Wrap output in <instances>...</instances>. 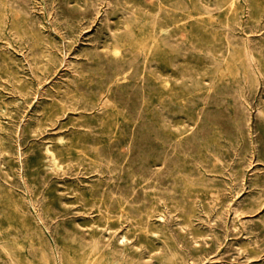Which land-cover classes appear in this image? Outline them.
I'll return each instance as SVG.
<instances>
[{"label": "rangeland", "instance_id": "374dc122", "mask_svg": "<svg viewBox=\"0 0 264 264\" xmlns=\"http://www.w3.org/2000/svg\"><path fill=\"white\" fill-rule=\"evenodd\" d=\"M191 1L0 0V264H264V0Z\"/></svg>", "mask_w": 264, "mask_h": 264}, {"label": "bare ground", "instance_id": "6f19581e", "mask_svg": "<svg viewBox=\"0 0 264 264\" xmlns=\"http://www.w3.org/2000/svg\"><path fill=\"white\" fill-rule=\"evenodd\" d=\"M41 1V0H40ZM191 1V0H190ZM194 1V0H193ZM230 1H232V0H230ZM247 1V0H246ZM252 1V0H251ZM250 1V2H251ZM98 2V1H97ZM125 2V1H124ZM192 2V1H191ZM203 2H204V0H203ZM209 2H210V0H209ZM5 3V2H4ZM223 3V2H222ZM241 3V2H240ZM259 3V2H258ZM261 3V2H260ZM20 4V3H19ZM55 4H57V3H55ZM70 4V3H69ZM160 4V3H159ZM158 4V5H159ZM249 4H251V3H249ZM264 4V3H263ZM5 5V4H4ZM102 5V4H101ZM194 5V4H193ZM193 5L191 6V7H193ZM208 5H210V4H208ZM229 5H231V4H229ZM241 5H243V4H241ZM39 6V5H38ZM227 6V5H226ZM16 7V6H15ZM36 7V6H35ZM161 7V6H160ZM167 7V6H166ZM221 7H223V6H221ZM250 8V7H249ZM259 8V7H258ZM164 9V8H163ZM254 9V8H253ZM260 9H261V7H260ZM38 10V9H37ZM54 10V9H53ZM172 10V9H171ZM196 10V9H195ZM5 11V10H4ZM7 11V10H6ZM10 11H11V9H10ZM34 11V10H33ZM156 11V10H155ZM177 10H175V12H176ZM189 11H192V10H189ZM243 11V10H242ZM248 11V10H247ZM256 11H258L257 9H256ZM255 11V12H256ZM104 12V11H103ZM221 12V11H220ZM36 13V12H35ZM40 13V12H39ZM185 13V12H184ZM187 13V12H186ZM194 13V12H193ZM236 13V12H235ZM241 13V12H240ZM259 13V12H258ZM16 14V13H15ZM146 14V13H145ZM204 14V13H203ZM251 14V13H250ZM206 15V14H205ZM210 15V14H209ZM233 15V14H232ZM252 15V14H251ZM34 16V15H33ZM38 16V15H37ZM43 16H44V14H43ZM50 16V15H49ZM188 16V15H187ZM223 16H224V14H223ZM235 16H237V15H235ZM254 16V15H253ZM19 17V16H18ZM22 17V16H21ZM137 17V16H136ZM230 17V16H229ZM110 18H112V17H110ZM120 18V17H119ZM225 18V17H224ZM45 19V18H44ZM52 19V18H51ZM142 19H144V18H142ZM255 19V18H254ZM257 19V18H256ZM261 19V18H260ZM19 20H21V19H19ZM27 20V19H26ZM195 20V19H194ZM215 20V19H214ZM224 21H225V19H223ZM222 20V21H223ZM228 20V19H227ZM231 20H232V18H231ZM242 20V19H241ZM253 20V19H252ZM259 20V19H258ZM257 20V21H258ZM263 20V19H262ZM48 21V20H47ZM114 21V20H113ZM136 21V20H135ZM149 21V20H148ZM182 21V20H181ZM186 21V20H185ZM200 22H201V20H199ZM218 21H219V19H218ZM230 21V20H229ZM250 21V20H249ZM14 22V21H13ZM17 22V21H16ZM93 22V21H92ZM137 22V21H136ZM139 22V21H138ZM199 22V23H200ZM262 22V21H261ZM99 23V22H98ZM134 23V22H133ZM174 23V22H173ZM172 23V24H173ZM185 23V22H184ZM183 23V24H184ZM214 23V22H213ZM231 23V22H230ZM249 23V22H248ZM0 24H1V21H0ZM130 24V23H129ZM177 24V23H176ZM181 24V23H180ZM210 24V23H209ZM214 24H216V23H214ZM242 24V23H241ZM17 25V24H16ZM127 25V24H126ZM135 25V24H134ZM246 25V24H245ZM96 26H98V25H96ZM130 26V25H129ZM141 26V25H140ZM146 26H147V24H146ZM174 26V25H173ZM181 26V25H180ZM195 26V25H194ZM201 26V25H200ZM203 26H205V25H203ZM214 26V25H213ZM58 27V26H57ZM136 27V26H135ZM184 27V26H183ZM197 27V26H196ZM237 27H239V26H237ZM248 27V26H247ZM18 28V27H17ZM128 28V27H127ZM138 28V27H137ZM145 28V27H144ZM148 28V27H147ZM154 28V27H153ZM198 28V27H197ZM200 28V27H199ZM198 28V29H199ZM214 28H216V26L214 27ZM41 29V28H40ZM149 29V28H148ZM158 29V28H157ZM168 29H170V28H168ZM192 27H191V31H192ZM202 29V28H201ZM200 29V30H201ZM210 29V28H209ZM241 29V28H240ZM18 30V29H17ZM89 30V29H88ZM178 30H180V29H178ZM199 30V31H200ZM206 30V29H205ZM207 30H208V28H207ZM228 30V29H227ZM30 31V30H29ZM42 31V30H41ZM150 31V30H149ZM190 31V30H189ZM190 31V32H191ZM198 31V30H197ZM198 31V32H199ZM31 32V31H30ZM33 32V31H32ZM46 32V31H45ZM135 32V31H134ZM159 32V31H158ZM162 32V31H161ZM196 32V31H195ZM232 32V31H231ZM49 33V32H48ZM185 33V32H184ZM232 33H234V32H232ZM243 33V32H242ZM257 33V32H256ZM61 34V33H60ZM136 34V33H135ZM154 34V33H153ZM186 34V33H185ZM213 34V33H212ZM241 34V33H240ZM251 34V33H250ZM84 35V34H83ZM152 35V34H151ZM198 35V34H197ZM205 35V34H204ZM221 35V34H220ZM239 35V34H238ZM253 35V34H252ZM56 36V35H55ZM190 36V35H189ZM188 36V37H189ZM246 36V35H245ZM249 36V35H248ZM4 37V36H3ZM187 37V36H186ZM201 37H202V35H201ZM204 37V36H203ZM218 37V36H217ZM216 37V38H217ZM62 38V37H61ZM103 38V37H102ZM158 38V37H157ZM184 38H185V36H184ZM33 39V38H32ZM38 39V38H37ZM136 39H137V37H136ZM198 39V38H197ZM201 39V38H200ZM223 39V38H222ZM60 40V39H59ZM77 40V39H76ZM130 40H132V39H130ZM192 41H193V38L191 39ZM61 41H63V40H61ZM66 41V40H65ZM105 41V40H104ZM107 41V40H106ZM191 41V42H192ZM196 41V40H195ZM198 41L200 42V40L198 39ZM248 41V40H247ZM1 42H2V40H1ZM80 42V41H79ZM140 42V41H139ZM150 42V41H149ZM148 42V43H149ZM124 43V42H123ZM194 43V42H193ZM201 43V42H200ZM221 43V42H220ZM12 44V43H11ZM126 44V43H125ZM191 44V43H190ZM206 44V43H205ZM16 45V44H15ZM35 45H36V43H35ZM70 45V44H69ZM90 45V44H89ZM123 45V44H122ZM128 45V44H127ZM126 45V46H127ZM143 45V44H142ZM141 45V46H142ZM147 45V44H146ZM197 45V44H196ZM198 45H199V43H198ZM208 45V44H207ZM206 45V46H207ZM38 46V45H37ZM80 46V45H79ZM108 46V45H107ZM169 46V45H168ZM82 47V46H81ZM80 47V48H81ZM89 47V46H88ZM106 47V46H105ZM120 47V46H119ZM123 47V46H122ZM146 47V46H145ZM144 47V48H145ZM149 47V46H148ZM187 47V46H186ZM41 48V47H40ZM50 48V47H49ZM64 48V47H63ZM66 48V47H65ZM102 48V47H101ZM108 48V47H107ZM107 48H104L105 50L107 49ZM133 49H134V46L132 47ZM139 48V47H138ZM150 48V47H149ZM169 48V47H168ZM200 48H203V47H200ZM219 48V47H218ZM1 49V48H0ZM55 49V48H54ZM92 49V48H91ZM104 49H102V50H104ZM155 49V48H154ZM33 50V49H32ZM101 50V49H100ZM135 50H137V49H135ZM173 50H174V48H173ZM191 50V49H190ZM198 50H200V49H198ZM237 50V49H236ZM235 50V51H236ZM246 50H247V48H246ZM151 51H153V50H151ZM186 51V50H185ZM195 51V50H194ZM17 52V51H16ZM16 52H14L15 54H16ZM23 52V51H22ZM47 52V51H46ZM69 52V51H68ZM72 52V51H71ZM77 52V51H76ZM158 52V51H157ZM157 52H156V54H157ZM187 52V51H186ZM237 52V51H236ZM6 53V52H5ZM115 53V52H114ZM121 53V52H120ZM139 53V52H138ZM151 53H154V52H151ZM161 53V52H160ZM18 54V53H17ZM175 54H176V52H175ZM205 54V53H204ZM244 54H246V53H244ZM4 55H6V54H4ZM144 55V54H143ZM151 55V54H150ZM153 56L155 55V54H152ZM162 56L164 55V54H161ZM169 55V54H168ZM167 55V56H168ZM171 55V54H170ZM9 55H7V57H8ZM24 56V55H23ZM62 56V55H61ZM119 56V55H118ZM145 56V55H144ZM172 56V55H171ZM180 56V55H179ZM195 56V55H194ZM248 56V55H247ZM28 57V56H27ZM40 57V56H39ZM67 57V56H66ZM117 57V56H116ZM146 57V56H145ZM177 57H178V55H177ZM25 58V57H24ZM72 58V57H71ZM141 58V57H140ZM160 58V57H159ZM168 58V57H167ZM173 58H174V56H173ZM188 58V57H187ZM193 58H195V57H193ZM239 58V57H238ZM240 58H241V56H240ZM246 58H248V57H246ZM245 58V59H246ZM253 58V57H252ZM79 59V58H78ZM154 59V58H153ZM166 59V58H165ZM175 59H176V57H175ZM179 60H180V57L178 58ZM200 59H201V57H200ZM216 59V58H215ZM236 59V58H235ZM7 60V59H6ZM5 60V61H6ZM26 60H28V59H26ZM138 60V59H137ZM147 60V59H146ZM184 60V59H183ZM227 60V59H226ZM234 60V59H233ZM233 60H231V61H233ZM83 61V60H82ZM158 61V60H157ZM164 61V60H163ZM170 61V60H169ZM188 61V60H187ZM219 61V60H218ZM225 61V60H224ZM229 61V60H228ZM260 61V60H259ZM161 62V61H160ZM185 62V61H184ZM234 62V61H233ZM252 62V61H251ZM23 63V62H22ZM162 63V62H161ZM164 63V62H163ZM168 63V62H167ZM170 63H172V61H170L169 62V64ZM237 63V62H236ZM239 63H240V61H239ZM160 64V63H159ZM173 64V63H172ZM190 64V63H189ZM31 65V64H30ZM29 65V66H30ZM73 65V64H72ZM163 65V64H162ZM165 65V64H164ZM192 65H197V63L196 64H192ZM200 65V64H199ZM225 65V64H224ZM12 66V65H11ZM19 66V65H18ZM133 66V65H132ZM160 66V65H159ZM189 66V65H188ZM201 66V65H200ZM227 66H228V64H227ZM9 67V66H8ZM190 67H192V66H190ZM234 67V66H233ZM4 68H6V67H4ZM13 68V67H12ZM141 68V67H140ZM161 68H164V67H161ZM181 68V67H180ZM185 68V67H184ZM225 68V67H224ZM236 68V67H235ZM240 68V67H239ZM255 68V67H254ZM254 68H252V69H254ZM262 68H263V65H262ZM14 69V68H13ZM60 69V68H59ZM166 69H167V66H166ZM165 69V70H166ZM206 69V68H205ZM226 69H227V67H226ZM40 70V69H39ZM58 70V69H57ZM187 70V69H186ZM189 70V69H188ZM245 70V69H244ZM262 69L260 68V71H261ZM16 71V70H15ZM159 71V70H158ZM164 71V70H163ZM236 71V70H235ZM1 72V71H0ZM26 72V71H25ZM32 72V71H31ZM157 72V71H156ZM181 72V71H180ZM183 72V71H182ZM186 72V71H185ZM199 72V71H198ZM231 72H232V70H231ZM263 72V71H262ZM261 72V73H262ZM227 73V72H226ZM236 73H239V72H236ZM245 74L247 73V72H244ZM13 74V73H12ZM17 74V73H16ZM19 74V73H18ZM59 74V73H58ZM152 74V73H151ZM195 74V73H194ZM212 74V73H211ZM219 74V73H218ZM225 74V73H224ZM24 75V74H23ZM75 75V74H74ZM220 75V74H219ZM13 76V75H12ZM38 76H39V74H38ZM73 76V75H72ZM76 76V75H75ZM86 76V75H85ZM88 76V75H87ZM152 76V75H151ZM156 76V75H155ZM167 76V75H166ZM170 76V75H169ZM168 76V77H169ZM235 76V75H234ZM2 77V76H1ZM17 77H18V75H17ZM35 77V76H34ZM33 77V78H34ZM37 77V76H36ZM35 77V78H36ZM158 77V76H157ZM175 77H176V75H175ZM196 77V76H195ZM238 77V76H237ZM5 78V77H4ZM121 78V77H120ZM188 78V77H187ZM232 78H234L233 77V74H232ZM18 79V78H17ZM22 79V78H21ZM52 79V78H51ZM79 79H80V77H79ZM152 79V78H151ZM169 79V78H168ZM173 79V78H172ZM241 79V78H240ZM259 79V78H258ZM16 80V79H15ZM18 80H20V79H18ZM87 80V79H86ZM125 80V79H124ZM157 80V79H156ZM180 80V79H179ZM205 80V79H204ZM226 80V79H225ZM30 81V80H29ZM45 81V80H44ZM51 81V80H50ZM151 81V80H150ZM177 81V80H176ZM216 81V80H215ZM229 81V80H228ZM58 82V81H57ZM87 82V81H86ZM85 82V83H86ZM116 82V81H115ZM136 82V81H135ZM232 82V81H231ZM246 82V81H245ZM7 83V82H6ZM49 83V82H48ZM139 83V82H138ZM215 83V82H214ZM220 83V82H219ZM219 83H218V85H219ZM8 84V83H7ZM20 84V83H19ZM157 84V83H156ZM228 84V83H227ZM231 84V83H230ZM250 84V83H249ZM15 85V84H14ZM113 85V84H112ZM256 85V84H255ZM10 86V85H9ZM170 86V85H169ZM175 86V85H174ZM193 86H194V84H193ZM27 87H29V86H27ZM61 87V86H60ZM89 87V86H88ZM10 88V87H9ZM25 88V87H24ZM63 88V87H62ZM158 88V87H157ZM162 88V87H161ZM176 88V87H175ZM178 88V87H177ZM210 88V87H209ZM212 88V87H211ZM229 88V87H228ZM7 89V88H6ZM6 89H4V90H6ZM17 89V88H16ZM27 89V88H26ZM162 89H164V88H162ZM200 89V88H199ZM205 89V88H204ZM261 89V88H260ZM25 90V89H24ZM68 90V89H67ZM129 90V89H128ZM242 90V89H241ZM3 91V90H2ZM27 91V90H26ZM153 91V90H152ZM56 92H58V90L56 91ZM195 92V91H194ZM196 92H198V91H196ZM201 92H203V91H201ZM205 92V91H204ZM44 93V92H43ZM52 93V92H51ZM179 93V92H178ZM187 93V92H186ZM190 93V92H189ZM193 93V92H192ZM200 93V92H199ZM209 93V92H208ZM9 94V93H8ZM18 94H20V93H18ZM21 94H23V93H21ZM70 94V93H69ZM149 94V93H148ZM156 94V93H155ZM155 94H153V95H155ZM170 94V93H169ZM7 95V94H6ZM157 95V94H156ZM173 95V94H172ZM177 95V94H176ZM16 96V95H15ZM72 96H74V95H72ZM186 96V95H185ZM256 96V95H255ZM11 97V96H10ZM40 97V96H39ZM67 97V96H66ZM149 97V96H148ZM189 97V96H188ZM263 97H264V95H263ZM8 98H9V96H8ZM42 98V97H41ZM74 98V97H73ZM95 98V97H94ZM154 98H155V96H154ZM167 98V97H166ZM228 98V97H227ZM262 98V97H261ZM4 99V98H3ZM2 99V100H3ZM13 99V98H12ZM26 99V98H25ZM36 99V98H35ZM69 99V98H68ZM75 99V98H74ZM78 99V98H77ZM92 99H93V97H92ZM102 99V98H101ZM144 99V98H143ZM190 99V98H189ZM264 99V98H263ZM9 100V99H8ZM14 100V99H13ZM30 100V99H29ZM38 100V99H37ZM44 100V99H43ZM148 100V99H147ZM186 100V99H185ZM188 100V99H187ZM10 101V100H9ZM53 101V100H52ZM72 101V100H71ZM94 101H95V99H94ZM156 101V100H155ZM1 102L2 101H0V104H1ZM15 102V101H14ZM33 102V101H32ZM38 102V101H37ZM43 102H45V101H43ZM47 102V101H46ZM162 102V101H161ZM160 102V103H161ZM180 102V101H179ZM39 103V102H38ZM95 103V102H94ZM144 103V102H143ZM148 103V102H147ZM151 103V102H150ZM227 103V102H226ZM57 104V103H56ZM101 104V103H100ZM155 104V103H154ZM168 104V103H167ZM174 105H175V103H173ZM176 104H178L177 102H176ZM182 104H183V102H182ZM247 104V103H246ZM31 105H32V103H31ZM145 105V104H144ZM161 105H163V104H161ZM166 105V104H165ZM169 105V104H168ZM225 105V104H224ZM6 106V105H5ZM45 106V105H44ZM51 106V105H50ZM63 106V105H62ZM65 106V105H64ZM71 106V105H70ZM181 106V105H180ZM184 106V105H183ZM250 106V105H249ZM1 107V106H0ZM4 107V106H3ZM7 107H8V105H7ZM11 107V106H10ZM213 107V106H212ZM32 108H34V107H32ZM47 108H49V107H47ZM52 108V107H51ZM62 108V107H61ZM60 108V109H61ZM64 108V107H63ZM62 108V109H63ZM97 108V107H96ZM109 108V107H108ZM197 108V107H196ZM204 108V107H203ZM209 108H211V107H209ZM214 108V107H213ZM257 108H259V107H257ZM1 109V108H0ZM35 109V108H34ZM37 109V108H36ZM39 109V108H38ZM155 109H156V107H155ZM8 110V109H7ZM42 110V109H41ZM45 110V109H44ZM43 110V111H44ZM198 110V109H197ZM233 110V109H232ZM263 110V109H262ZM261 110V111H262ZM10 111V110H9ZM170 111V110H169ZM188 111V110H187ZM230 111V110H229ZM257 111H258V109H257ZM26 112V111H25ZM47 112V111H46ZM50 112V111H49ZM48 112V113H49ZM78 112V111H77ZM81 112V111H80ZM110 112V111H109ZM117 112V111H116ZM147 112V111H146ZM175 112V111H174ZM5 113V112H4ZM11 113H12V111H11ZM89 113V112H88ZM148 113H149V111H148ZM157 113V112H156ZM185 113V112H184ZM188 113V112H187ZM47 114V113H46ZM64 114V113H63ZM78 114V113H77ZM108 114V113H107ZM263 114V113H262ZM8 115V114H7ZM45 115V114H44ZM71 115V114H70ZM69 115V116H70ZM178 115V114H177ZM176 115V116H177ZM186 115V114H185ZM190 115V114H189ZM194 115V114H193ZM12 116V115H11ZM51 116V115H50ZM53 116V115H52ZM66 116H67V114H66ZM99 116V115H98ZM126 116V115H125ZM195 116V115H194ZM10 117V116H9ZM15 117V116H14ZM37 117V116H36ZM48 117V116H47ZM100 117V116H99ZM151 117V116H150ZM181 117H183V116H181ZM201 117V116H200ZM8 118V117H7ZM25 118V117H24ZM126 118V117H125ZM178 118V117H177ZM192 118H193V116H192ZM23 119V118H22ZM29 119V118H28ZM40 119H41V117H40ZM128 119V118H127ZM171 119H173V118H171ZM233 119V118H232ZM250 119V118H249ZM72 120V119H71ZM93 120V119H92ZM108 120V119H107ZM113 120H114V117H113ZM112 120V121H113ZM179 120V119H178ZM7 121V120H6ZM58 121H60V120H58ZM65 121V120H64ZM96 121V120H95ZM129 123H130V121L129 120H127ZM176 121V120H175ZM175 121L173 122V123H175ZM238 121V120H237ZM240 121V120H239ZM250 121V120H249ZM23 122V121H22ZM62 122V121H61ZM68 122H70V121H68ZM114 122H116V121H114ZM122 122H123V120H122ZM7 123V122H6ZM32 123V122H31ZM93 123V122H92ZM119 123V122H118ZM125 123V122H124ZM128 123V124H129ZM190 123V122H189ZM247 123H248V121H247ZM3 124V123H2ZM5 124V123H4ZM21 124V123H20ZM95 124V123H94ZM131 124V123H130ZM172 124V123H171ZM6 125V124H5ZM117 125V124H116ZM132 125V124H131ZM173 125V124H172ZM186 125V124H185ZM65 126V125H64ZM157 126V125H156ZM174 126V125H173ZM213 126H215V125H213ZM18 127H20V126H18ZM26 127V126H25ZM56 127V126H55ZM62 127V126H61ZM121 127V126H120ZM124 127V126H123ZM177 127V126H176ZM264 127V126H263ZM71 128V127H70ZM76 128V127H75ZM105 128V127H104ZM125 128V127H124ZM170 128V127H169ZM175 128V127H174ZM6 129V128H5ZM25 129H27V128H25ZM50 129V128H49ZM52 129V128H51ZM54 129V128H53ZM65 129V128H64ZM114 129H116V128H114ZM193 129V128H192ZM47 130V129H46ZM97 130V129H96ZM105 130H108V129H105ZM260 130V129H259ZM4 131V130H3ZM6 131V130H5ZM54 131V130H53ZM78 131V130H77ZM102 131V130H101ZM219 131H221L220 129H219ZM240 130H238V132H239ZM2 132V131H1ZM104 132V131H103ZM108 132V131H107ZM116 132V131H115ZM169 132V131H168ZM214 132H215V130H214ZM250 132V131H249ZM105 133H106V131H105ZM220 133V132H219ZM55 134V133H54ZM57 134V133H56ZM168 134V133H167ZM188 134V133H187ZM217 134V133H216ZM222 134V133H221ZM256 134V133H255ZM19 135V134H18ZM64 135V134H63ZM114 135V134H113ZM116 135H118V134H116ZM119 135H120V133H119ZM183 135V134H182ZM186 135V134H185ZM2 136V135H1ZM45 136V135H44ZM62 136V135H61ZM76 136V135H75ZM82 136V135H81ZM86 136V135H85ZM99 136V135H98ZM177 136V135H176ZM213 136V135H212ZM219 136H221V135H219ZM5 137V136H4ZM47 137V136H46ZM70 137V136H69ZM77 137V136H76ZM127 137V136H126ZM125 137V138H126ZM78 138V137H77ZM80 138V137H79ZM89 138H90V136H89ZM103 138V137H102ZM107 138V137H106ZM227 139H228V137H226ZM235 138V137H234ZM238 138V137H237ZM240 138V137H239ZM32 139V138H31ZM30 139V140H31ZM53 139V138H52ZM72 139V138H71ZM81 139V138H80ZM180 139V138H179ZM208 139V138H207ZM223 139H224V137H223ZM222 139V140H223ZM48 140V139H47ZM85 140H87V139H85ZM91 140V139H90ZM105 140V139H104ZM115 140H116V138H115ZM125 140V139H124ZM206 140V139H205ZM4 141V140H3ZM14 141V140H13ZM72 141V140H71ZM70 141V142H71ZM79 141V140H78ZM88 141V140H87ZM100 141H101V137H100ZM112 141V140H111ZM228 141V140H227ZM230 141V140H229ZM52 142V141H51ZM57 142V141H56ZM76 142V141H75ZM106 142H108V141H106ZM20 143H21V141H20ZM67 143V142H66ZM84 143V142H83ZM201 143H202V141H201ZM220 144H221V142H219ZM222 143H224V142H222ZM227 143V142H226ZM263 143V142H262ZM49 144V143H48ZM53 144V143H52ZM99 144V143H98ZM105 144H107V143H105ZM121 144V143H120ZM205 144V143H204ZM203 144V145H204ZM235 144V143H234ZM238 144V143H237ZM74 145V144H73ZM122 145V144H121ZM202 145V146H203ZM207 145V144H206ZM222 145V144H221ZM256 145H258L257 143L256 144H254V146H256ZM55 146V145H54ZM65 146V145H64ZM75 146H76V144H75ZM99 146V145H98ZM102 146V145H101ZM226 146L227 145H225V148H226ZM32 147H33V144H32ZM49 147H53L52 145L51 146H49ZM85 147V146H84ZM201 147V146H200ZM220 147V146H219ZM17 148V147H16ZM25 148V147H24ZM27 148V147H26ZM53 148H55V147H53ZM97 148V147H96ZM95 147H94V149H96ZM158 148H161V147H157V149ZM223 148H224V146H223ZM235 148V147H234ZM3 149V148H2ZM1 149V150H2ZM28 149V148H27ZM48 149V148H47ZM199 149V148H198ZM205 149V148H204ZM245 149H246V147H245ZM255 149V148H254ZM258 149V148H257ZM24 150H26V149H24ZM52 149H50L49 151H51ZM56 150V149H55ZM54 150V151H55ZM58 150V149H57ZM60 150H61V148H60ZM70 150V149H69ZM84 150V149H83ZM88 150V149H87ZM86 150V151H87ZM200 150H202V149H200ZM207 150V149H206ZM215 150V149H214ZM59 151V150H58ZM57 151V152H58ZM216 151V150H215ZM68 152V151H67ZM96 152V151H95ZM174 152V151H173ZM204 152V151H203ZM222 152V151H221ZM4 153V152H3ZM18 153V152H17ZM40 153V152H39ZM46 153V152H45ZM197 152H195V154H196ZM211 153H213V152H211ZM218 153V152H217ZM238 153V152H237ZM257 153H259V152H257ZM6 154V153H5ZM47 154V153H46ZM57 154V153H56ZM55 154V155H56ZM60 154H62V153H60ZM79 154H81V152L79 153ZM186 154V153H185ZM253 154V153H252ZM2 155V154H1ZM76 155V154H75ZM173 155V154H172ZM182 155V154H181ZM194 155V154H193ZM212 155V154H211ZM258 155V154H257ZM260 155V154H259ZM32 156H35V155H32ZM37 156V155H36ZM48 156V155H47ZM50 156V155H49ZM58 156H59V153H58ZM58 156H57V158H58ZM111 156V155H110ZM188 156V155H187ZM215 156H218V155H215ZM235 156H237V155H235ZM234 156V157H235ZM245 156V155H244ZM256 156V155H255ZM18 157V156H17ZM23 157V156H22ZM21 157V158H22ZM25 157V156H24ZM42 157V156H41ZM40 157V158H41ZM260 157V156H259ZM100 158H102V157H100ZM123 158H125V157H123ZM181 158V157H180ZM187 158V157H186ZM189 158V157H188ZM193 158V157H192ZM199 158V157H198ZM210 158H212V157H210ZM228 158V157H227ZM232 158V157H231ZM253 158V157H252ZM256 158V157H255ZM258 158V157H257ZM256 158V159H257ZM12 159V158H11ZM70 159V158H69ZM72 159V158H71ZM75 159V158H74ZM86 159V158H85ZM110 159V158H109ZM218 159V158H217ZM249 159V158H248ZM263 159V158H262ZM28 160H30V159H28ZM39 160V159H38ZM57 160V159H56ZM62 160V159H61ZM97 160V159H96ZM126 160V159H125ZM152 160V159H151ZM184 160V159H183ZM196 160V159H195ZM228 160V159H227ZM240 160V159H239ZM238 160V161H239ZM242 160V159H241ZM264 160V159H263ZM12 161V160H11ZM15 161V160H14ZM27 161V160H26ZM66 161H67V159H66ZM70 161V160H69ZM99 160H97V162H98ZM180 161V160H179ZM187 161V160H186ZM201 161V160H200ZM217 161V160H216ZM232 161V160H231ZM255 161V160H254ZM259 161H261V160H259ZM16 162V161H15ZM46 162V161H45ZM59 162H60V160H59ZM87 162V161H86ZM109 162V161H108ZM152 162V161H151ZM154 162V161H153ZM156 162V161H155ZM228 162H230V161H228ZM227 162V163H228ZM250 162V161H249ZM11 163V162H10ZM32 163V162H31ZM44 163V162H43ZM48 163V162H47ZM61 163V162H60ZM112 163V162H111ZM126 163H128L127 161H126ZM192 163V162H191ZM199 163V162H198ZM207 163V162H206ZM222 163V162H221ZM232 163V162H231ZM246 163V162H245ZM12 164V163H11ZM92 164V163H91ZM97 164V163H96ZM203 164V163H202ZM233 164V163H232ZM1 165V164H0ZM33 165H34V163H33ZM40 165V164H39ZM64 165V164H63ZM90 165V164H89ZM117 165V164H116ZM148 165H149V163H148ZM200 165V164H199ZM217 165V164H216ZM226 165V164H225ZM247 165V164H246ZM20 166V165H19ZM32 166V165H31ZM67 166V165H66ZM96 166V165H95ZM123 166V165H122ZM135 166V165H134ZM150 166V165H149ZM176 166V165H175ZM183 166V165H182ZM189 166V165H188ZM191 166V165H190ZM201 166V165H200ZM227 166H228V164H227ZM7 167V166H6ZM16 167V166H15ZM15 167H14V169H15ZM41 167V166H40ZM82 167V166H81ZM120 167V166H119ZM130 167V166H129ZM155 167V166H154ZM177 167V166H176ZM175 167V168H176ZM179 167V166H178ZM214 167H216V166H214ZM262 167V166H261ZM3 168V167H2ZM20 168V167H19ZM30 168V167H29ZM86 168H87V165H86ZM96 167H94V169H95ZM99 168H100V166H99ZM116 168V170H117V167H115ZM133 168V167H132ZM155 168H157V167H155ZM159 168V167H158ZM182 168H184V167H182ZM217 168V167H216ZM227 168V167H226ZM239 168V167H238ZM242 168V167H241ZM259 167H257V169H258ZM46 169V168H45ZM109 169V168H108ZM125 169V168H124ZM123 169V170H124ZM160 169V168H159ZM177 169V168H176ZM204 169V168H203ZM205 169H208L207 167L205 168ZM219 169V168H218ZM228 169V168H227ZM246 169V168H245ZM261 169H263L264 170V168H261ZM260 169V170H261ZM28 170V169H27ZM34 170H35V168H34ZM38 170V169H37ZM44 170V169H43ZM51 170V169H50ZM91 170V169H90ZM97 170H99V169H97ZM138 170H140V169H138ZM158 170V169H157ZM156 170V171H157ZM179 170V169H178ZM191 170H192V168H191ZM190 170V171H191ZM195 170V169H194ZM213 170V169H212ZM221 170V169H220ZM234 170V169H233ZM237 170V169H236ZM25 172H26V170H24ZM45 171V170H44ZM56 171V170H55ZM59 171V170H58ZM87 171V170H86ZM89 171V170H88ZM92 171V170H91ZM94 171V170H93ZM92 171V172H93ZM114 171V170H113ZM121 171V170H120ZM173 171V170H172ZM172 171H170V172H172ZM181 171V170H180ZM186 171V170H185ZM199 171V170H198ZM206 171V170H205ZM223 171V170H222ZM230 171V170H229ZM232 171V170H231ZM235 171V170H234ZM245 171V170H244ZM5 172V171H4ZM8 172V171H7ZM17 172V171H16ZM32 172V171H31ZM52 172H54V171H52ZM100 172V171H99ZM124 172V171H123ZM139 172H141V171H139ZM200 172V171H199ZM207 172V171H206ZM252 172V171H251ZM255 172V171H254ZM19 173V172H18ZM34 173V172H33ZM36 173H38V172H36ZM35 173V174H36ZM40 173V172H39ZM42 173V172H41ZM44 173V172H43ZM95 173V172H94ZM98 173V172H97ZM107 173V172H106ZM113 173V172H112ZM111 173V174H112ZM133 173V172H132ZM156 173V172H155ZM159 173H161V172H159ZM166 173V172H165ZM169 173V172H168ZM190 173V172H189ZM233 173V172H232ZM236 173V172H235ZM14 174H16V173H14ZM34 174V175H35ZM48 174V173H47ZM93 174V173H92ZM116 174V173H115ZM125 174V173H124ZM137 174V173H136ZM172 174V173H171ZM187 174V173H186ZM238 174H239V171H238ZM262 174V173H261ZM260 174V175H261ZM31 175H32V173H31ZM52 175V174H51ZM101 175V174H100ZM106 175V174H105ZM109 175V174H108ZM135 175V174H134ZM194 175V174H193ZM232 175H234V174H232ZM236 175V174H235ZM242 175H243V173H242ZM245 175V174H244ZM38 176V175H37ZM76 176V175H75ZM187 176V175H186ZM189 176V175H188ZM201 176V175H200ZM259 176V175H258ZM69 177V176H68ZM100 177V176H99ZM116 177V176H115ZM170 177V176H169ZM214 177V176H213ZM240 177V176H239ZM253 177V176H252ZM27 178V177H26ZM35 178V177H34ZM98 178V177H97ZM103 178V177H102ZM119 178H120V176H119ZM141 178H142V176H141ZM147 178V177H146ZM159 178V177H158ZM168 178V177H167ZM167 178H166V180H167ZM186 178V177H185ZM193 178V177H192ZM196 178V177H195ZM204 178V177H203ZM209 178V177H208ZM212 178V177H211ZM244 178V177H243ZM22 180H24V178H22ZM53 180H54V178H53ZM120 180H121V178H120ZM124 180H125V177H124ZM139 180H140V178H139ZM183 180H184V175H183ZM258 180H259V178H258ZM261 180H262V177H261ZM1 181V180H0ZM28 181V180H27ZM56 181V180H55ZM79 181V180H78ZM86 181V180H85ZM99 181V180H98ZM170 181H172V180H170ZM176 181V180H175ZM205 181V180H204ZM234 181V180H233ZM49 182V181H48ZM87 182V181H86ZM95 182V181H94ZM100 182H102V181H100ZM110 182V181H109ZM126 181H124L123 183H125ZM128 182H129V180H128ZM127 182V183H128ZM142 182V181H141ZM151 182V181H150ZM160 182V181H159ZM188 182H190L189 180H188ZM216 182V181H215ZM255 182V181H254ZM5 183V182H4ZM31 182H29V184H30ZM54 183V182H53ZM95 183H97V182H95ZM94 183V184H95ZM99 183V182H98ZM97 183V184H98ZM119 183H122V182H119ZM122 183V184H123ZM130 183V182H129ZM166 183H168V182H166ZM94 184H92V185H94ZM118 184V183H117ZM142 184V183H141ZM151 184V183H150ZM158 184V183H157ZM175 184H176V182H175ZM174 184V185H175ZM188 184V183H187ZM192 184V183H191ZM225 184V183H224ZM256 184V183H255ZM262 184V183H261ZM27 184H25V186H26ZM31 185V184H30ZM38 185V184H37ZM55 185V184H54ZM160 185H162V184H160ZM186 185V184H185ZM196 185V184H195ZM249 185V184H248ZM247 185V186H248ZM1 186V185H0ZM32 186V185H31ZM34 186V185H33ZM79 186V185H78ZM99 186V185H98ZM102 186V185H101ZM112 186V185H111ZM121 186V185H120ZM123 186V185H122ZM145 186V185H144ZM156 186V185H155ZM158 186V185H157ZM178 186V185H177ZM188 186V185H187ZM196 186H198V185H196ZM227 186V185H226ZM259 186V185H258ZM59 187V186H58ZM96 187V186H95ZM149 187V186H148ZM152 187V186H151ZM168 187V186H167ZM170 187V186H169ZM190 187V186H189ZM200 187H202V186H200ZM217 187V186H216ZM249 187V186H248ZM253 187V186H252ZM27 188V187H26ZM26 188H25V190H26ZM34 188V187H33ZM36 188V187H35ZM38 188H39V186H38ZM76 188H77V186H76ZM92 188V187H91ZM112 188H113V186H112ZM126 188V187H125ZM136 188V187H135ZM178 188V187H177ZM210 188V187H209ZM219 188V187H218ZM237 188H239V187H237ZM4 189V188H3ZM59 189V188H58ZM66 189V188H65ZM73 189V188H72ZM75 189V188H74ZM87 188H85L84 190H86ZM131 189V188H130ZM129 189V190H130ZM148 189V188H147ZM161 189V188H160ZM167 189V188H166ZM165 189V190H166ZM190 189V188H189ZM201 189V188H200ZM205 189H206V187H205ZM212 189V188H211ZM249 189V188H248ZM261 189V188H260ZM259 189V190H260ZM1 190V189H0ZM20 190V189H19ZM34 190V189H33ZM39 190V189H38ZM46 190V189H45ZM79 190V189H78ZM83 190V189H82ZM88 190H89V188H88ZM105 190V189H104ZM110 190V189H109ZM126 190V189H125ZM138 190V189H137ZM146 190V189H145ZM153 190H154V188H153ZM159 190V189H158ZM165 190H164V193H165ZM186 190V189H185ZM209 190V189H208ZM224 190V189H223ZM244 190V189H243ZM17 191V190H16ZM21 191V190H20ZM30 191H32V190H30ZM56 191V190H55ZM73 191V190H72ZM80 191V190H79ZM91 191H93L92 189H91ZM131 191V190H130ZM135 191V190H134ZM152 191V190H151ZM213 191V190H212ZM249 191V190H248ZM255 191H256V189H255ZM2 192H3V190H2ZM7 192V191H6ZM10 192V191H9ZM23 192V191H22ZM28 192V191H27ZM34 193H36L35 191H33ZM38 192V191H37ZM57 192V191H56ZM150 192V191H149ZM170 192V191H169ZM221 192H223V191H221ZM227 192V191H226ZM236 192V191H235ZM15 193V192H14ZM13 193V194H14ZM39 193V192H38ZM49 193V192H48ZM71 193V192H70ZM78 193V192H77ZM81 193V192H80ZM83 193V192H82ZM91 193V192H90ZM135 193V192H134ZM148 193V192H147ZM151 193V192H150ZM155 193V192H154ZM167 193V192H166ZM260 193V192H259ZM21 194V193H20ZM57 194V193H56ZM55 194V195H56ZM61 194V193H60ZM66 194V193H65ZM115 194V193H114ZM141 194V193H140ZM159 194H160V191H159ZM162 194H163V192H162ZM169 194V193H168ZM186 194V193H185ZM210 194V193H209ZM10 195V194H9ZM43 195V194H42ZM144 196H145V194H143ZM158 195V194H157ZM171 195V194H170ZM183 197L185 196L184 194H181ZM241 195V194H240ZM248 195V194H247ZM253 195V194H252ZM164 196V195H163ZM162 196V197H163ZM189 196V195H188ZM239 196V195H238ZM26 197V196H25ZM29 197V196H28ZM40 197V196H39ZM64 197H65V195H64ZM80 197V196H79ZM92 197V196H91ZM110 197V196H109ZM133 197V196H132ZM157 197V196H156ZM161 197V198H162ZM171 197V196H170ZM196 197V196H195ZM253 197V196H252ZM46 198V197H45ZM58 198V197H57ZM95 198V197H94ZM98 198V197H97ZM116 198V197H115ZM130 198V197H129ZM143 198V197H142ZM147 198V197H146ZM219 198V197H218ZM226 198V197H225ZM231 198H233V199H236V197L234 198V197H231ZM3 199V198H2ZM58 199H60V198H58ZM71 199V198H70ZM112 199V198H111ZM110 199V200H111ZM123 199V198H122ZM131 199V198H130ZM149 199H151L150 197H149ZM159 199V198H158ZM163 199V198H162ZM165 199V198H164ZM167 199V198H166ZM165 199V200H166ZM169 199V198H168ZM195 199V198H194ZM205 199H207V198H205ZM212 199V198H211ZM27 200V199H26ZM30 200V199H29ZM37 200V199H36ZM47 200V199H46ZM68 200V199H67ZM83 200V199H82ZM145 200H147V202H148V199H145ZM180 200V199H179ZM183 200V199H182ZM182 200H181V202H182ZM199 200V199H198ZM218 200H220V199H218ZM246 200V199H245ZM18 201V200H17ZM43 201V200H42ZM58 201V200H57ZM80 201V200H79ZM125 201V200H124ZM138 201V200H137ZM142 201V200H141ZM144 201V200H143ZM150 201V200H149ZM190 201V200H189ZM197 201V200H196ZM201 201H203V200H201ZM222 201V200H221ZM40 202V201H39ZM38 202V203H39ZM85 202V201H84ZM112 202V201H111ZM125 202H127V200L125 201ZM146 202V201H145ZM205 202V201H204ZM218 202V201H217ZM263 202V201H262ZM23 203H24V201H23ZM30 203V202H29ZM28 203V204H29ZM71 203H73V202H71ZM78 203V202H77ZM105 203V202H104ZM106 203H109V202H106ZM133 203H134V201H133ZM150 203V202H149ZM161 203V202H160ZM184 203V202H183ZM230 203V202H229ZM245 203V202H244ZM32 204V203H31ZM34 204V203H33ZM32 204V205H33ZM40 204V203H39ZM38 204V205H39ZM46 204V203H45ZM87 204V203H86ZM114 204V203H113ZM137 204V203H136ZM159 204V203H158ZM192 204V203H191ZM217 204V203H216ZM36 205H37V203H36ZM58 205V204H57ZM95 205V204H94ZM112 205V204H111ZM129 205V204H128ZM143 204H141V206H142ZM145 205V204H144ZM184 205V204H183ZM187 205V204H186ZM190 205V204H189ZM205 205V204H204ZM207 205H209V204H207ZM213 205H214V203H213ZM227 205V204H226ZM260 205V204H259ZM27 206V205H26ZM26 206H24V207H26ZM40 206H42V205H40ZM93 206V205H92ZM157 206V205H156ZM161 206V205H160ZM219 206V205H218ZM43 207V206H42ZM41 207V208H42ZM45 207V206H44ZM52 207V206H51ZM133 207H135V206H133ZM144 207V206H143ZM147 207V206H146ZM150 207V206H149ZM148 207V208H149ZM159 207V206H158ZM178 207V206H177ZM20 208V207H19ZM92 208V207H91ZM142 208V207H141ZM152 208H153V206H152ZM179 208V207H178ZM192 208V207H191ZM196 208V207H195ZM207 208V207H206ZM217 208V207H216ZM18 209V208H17ZM32 209V208H31ZM37 209V208H36ZM79 209V208H78ZM84 209V208H83ZM93 209H95V208H93ZM129 209V208H128ZM157 209V208H156ZM30 210V209H29ZM50 210V209H49ZM57 210V209H56ZM62 210V209H61ZM117 210V209H116ZM139 210H141V209H139ZM196 210V209H195ZM216 210V209H215ZM221 210V209H220ZM235 210V209H234ZM241 210V209H240ZM244 210V209H243ZM27 211H28V209H27ZM75 211V210H74ZM84 211V210H83ZM93 211V210H92ZM91 211V212H92ZM94 211H96V210H94ZM105 211H106V208H105ZM130 211H131V209H130ZM132 211H133V209H132ZM135 211V210H134ZM150 211V210H149ZM167 211V210H166ZM179 211V210H178ZM203 211V210H202ZM207 211V210H206ZM213 211V210H212ZM40 212V211H39ZM57 212V211H56ZM60 212V211H59ZM97 212V211H96ZM99 212V211H98ZM116 212V211H115ZM128 212V211H127ZM142 212V211H141ZM147 212V211H146ZM209 212V211H208ZM207 212V213H208ZM242 212V211H241ZM28 213V212H27ZM32 213V212H31ZM41 213V212H40ZM52 213V212H51ZM108 213H110V212H108ZM118 213V212H117ZM131 212H129V214H130ZM132 213H135V212H132ZM184 213V212H183ZM36 214V213H35ZM49 214V213H48ZM63 214H64V212H63ZM91 214V213H90ZM136 214V213H135ZM141 214V213H140ZM159 214V213H158ZM158 214H156V215H158ZM175 214V213H174ZM179 214V213H178ZM238 214V213H237ZM241 214V213H240ZM3 215H4V211H3ZM27 215V214H26ZM45 215V214H44ZM43 215V216H44ZM80 215V214H79ZM120 215V214H119ZM126 215V214H125ZM181 215V214H180ZM207 215V214H206ZM217 215H219V211H218V214ZM244 215V214H243ZM1 216V215H0ZM7 216V215H6ZM23 216V215H22ZM33 216V215H32ZM49 216V215H48ZM47 216V217H48ZM55 216V215H54ZM83 216H85L84 214H83ZM106 216V215H105ZM113 216V215H112ZM129 216V215H128ZM135 216V215H134ZM134 216H133V218H134ZM143 216V215H142ZM162 216H163V214H162ZM173 216V215H172ZM175 216V215H174ZM29 217V216H28ZM69 217H71V216H69ZM90 217V216H89ZM120 217H122L121 215H120ZM130 217V216H129ZM145 217V216H144ZM149 217V216H148ZM192 217V216H191ZM9 218V217H8ZM22 218V217H21ZM98 218V217H97ZM100 218V217H99ZM118 218V217H117ZM167 218V217H166ZM175 218V217H174ZM184 218H185V216H184ZM2 219V218H1ZM30 219V218H29ZM32 219V218H31ZM55 219V218H54ZM92 219H93V217H92ZM92 219H91V221H92ZM121 219V218H120ZM119 219V220H120ZM141 219V218H140ZM162 219V218H161ZM186 219V218H185ZM193 219V218H192ZM36 220V219H35ZM51 220V219H50ZM57 220V219H56ZM121 220H123V219H121ZM6 221V220H5ZM23 221V220H22ZM34 221V220H33ZM39 221V220H38ZM43 221V220H42ZM82 221V220H81ZM141 221V220H140ZM146 221V220H145ZM155 221V220H154ZM153 221V222H154ZM179 221V220H178ZM187 221V220H186ZM196 221V220H195ZM3 222V221H2ZM1 222V223H2ZM41 222V221H40ZM142 222V221H141ZM171 222V221H170ZM184 222V221H183ZM192 222H193V220H192ZM203 222H204V220H203ZM224 222V221H223ZM235 222H237V221H235ZM241 222V221H240ZM7 223V222H6ZM60 223V222H59ZM58 223V224H59ZM75 223V222H74ZM126 223V222H125ZM135 223V222H134ZM157 223V222H156ZM178 223V222H177ZM187 223V222H186ZM244 223V222H243ZM20 224V223H19ZM73 224V223H72ZM76 224V223H75ZM83 224V223H82ZM99 224V223H98ZM130 224V223H129ZM136 224V223H135ZM145 224V223H144ZM160 224V223H159ZM181 224V223H180ZM191 224V223H190ZM31 225V224H30ZM50 225V224H49ZM68 225V224H67ZM165 225V224H164ZM189 225V224H188ZM207 225V224H206ZM7 226V225H6ZM24 226V225H23ZM34 226V225H33ZM48 226V225H47ZM66 226V225H65ZM143 226H145V225H143ZM147 226V225H146ZM159 226V225H158ZM171 226V225H170ZM181 226V225H180ZM193 226V225H192ZM8 227V226H7ZM38 227V226H37ZM71 227V226H70ZM97 227V226H96ZM109 227V226H108ZM133 227V226H132ZM131 227V228H132ZM160 227V226H159ZM158 227V228H159ZM165 227V226H164ZM195 227H196V225H195ZM239 227V226H238ZM257 227V226H256ZM6 228V227H5ZM33 228V227H32ZM107 228V227H106ZM161 228V227H160ZM198 228V227H197ZM258 228V227H257ZM23 229V228H22ZM25 229V228H24ZM36 229V228H35ZM35 229H34V231H35ZM38 229V228H37ZM44 229V228H43ZM73 229V228H72ZM87 229V228H86ZM108 229V228H107ZM140 229V228H139ZM143 229V228H142ZM182 229V228H181ZM192 229V228H191ZM194 229V228H193ZM3 230H4V228H3ZM10 230H12V228L10 229ZM27 230V229H26ZM40 230H41V227H40ZM46 230H47V228H46ZM71 230V229H70ZM81 230H83V229H81ZM85 230V229H84ZM98 230V229H97ZM101 230V229H100ZM145 230V229H144ZM155 230V229H154ZM195 230H196V228H195ZM198 230V229H197ZM6 231V230H5ZM18 231V230H17ZM157 231V230H156ZM200 231V230H199ZM198 231V232H199ZM15 232V231H14ZM19 232V231H18ZM48 232V231H47ZM46 232V233H47ZM161 232V231H160ZM205 232H207V231H204V233ZM10 233H11V231H10ZM29 233V232H28ZM44 233H45V231H44ZM147 233V232H146ZM166 233V232H165ZM190 233V232H189ZM229 233V232H228ZM20 234V233H19ZM23 234V233H22ZM25 234V233H24ZM30 234V233H29ZM33 234H34V232H33ZM54 234V233H53ZM73 234H74V232H73ZM100 234V233H99ZM98 234V235H99ZM150 234V233H149ZM152 234V233H151ZM181 234V233H180ZM202 234V233H201ZM201 234H199L200 236H201ZM37 235V234H36ZM50 235V234H49ZM87 235V234H86ZM89 235V234H88ZM160 235V234H159ZM205 235V234H204ZM219 235V234H218ZM13 236V235H12ZM45 236H46V234H45ZM48 236V235H47ZM69 236V235H68ZM105 236V235H104ZM103 236V237H104ZM135 236V235H134ZM133 236V237H134ZM164 236V235H163ZM167 236V235H166ZM166 236H165V238H166ZM206 236V235H205ZM204 236V237H205ZM2 237V236H1ZM16 237H17V235H16ZM29 237V236H28ZM28 237H25V238H28ZM35 237V236H34ZM74 237V236H73ZM155 237H156V235H155ZM154 237V238H155ZM168 237V236H167ZM181 237V236H180ZM194 237H195V235H194ZM8 238H10V237H8ZM18 238V237H17ZM58 238H59V236H58ZM105 238V237H104ZM113 238V237H112ZM118 238V237H117ZM157 238V237H156ZM169 238V237H168ZM11 239H12V237H11ZM21 239V238H20ZM34 239V238H33ZM32 239V240H33ZM37 239V238H36ZM49 239V238H48ZM99 239V238H98ZM143 239V238H142ZM163 239V238H162ZM201 239H203V238H201ZM200 239V240H201ZM220 239V238H219ZM9 241H10V239H8ZM13 240V239H12ZM15 240V239H14ZM39 240V239H38ZM50 240V239H49ZM55 240H56V238H55ZM70 240H71V238H70ZM87 240V239H86ZM114 240V239H113ZM121 240H123V239H121ZM153 240V239H152ZM17 241H18V239H17ZM51 241V240H50ZM54 241V240H53ZM65 241V240H64ZM88 241V240H87ZM90 241V240H89ZM155 241V240H154ZM197 241V240H196ZM4 242H5V240H4ZM21 242H22V240H21ZM47 242V241H46ZM66 242H68V241H66ZM78 242V241H77ZM99 242V241H98ZM133 242V241H132ZM150 242V241H149ZM170 242V241H169ZM169 242H167V243H169ZM2 243V242H1ZM34 243V242H33ZM37 243V242H36ZM39 243V242H38ZM91 243V242H90ZM93 243V242H92ZM127 243V242H126ZM147 243V242H146ZM157 243V242H156ZM32 244V243H31ZM42 244V243H41ZM44 244H45V242H44ZM63 244V243H62ZM65 244V243H64ZM98 244V243H97ZM11 245H12V243H11ZM32 245H35V244H32ZM92 245V244H91ZM96 245V244H95ZM104 245V244H103ZM106 245V244H105ZM158 245V244H157ZM166 245V244H165ZM172 245V244H171ZM1 246V245H0ZM28 246V245H27ZM43 246V245H42ZM46 246H47V244H46ZM51 246V245H50ZM53 246V245H52ZM57 246V245H56ZM71 246V245H70ZM78 246V245H77ZM77 246H74V247H77ZM99 246H100V244H99ZM141 246V245H140ZM189 246V245H188ZM12 247V246H11ZM45 247V246H44ZM60 247H62V246H60ZM84 247H85V245H84ZM133 247H134V245H133ZM143 247H145V246H143ZM148 247V246H147ZM171 247V246H170ZM19 248V247H18ZM86 248V247H85ZM88 248V247H87ZM149 248V247H148ZM151 248V247H150ZM156 248V247H155ZM173 248V247H172ZM198 248V247H197ZM16 249H17V247H16ZM15 249V250H16ZM24 249H25V247H24ZM33 249V248H32ZM38 249V248H37ZM45 249V248H44ZM48 250H49V248H47ZM62 249V248H61ZM82 249V248H81ZM97 249V248H96ZM121 249V248H120ZM152 249V248H151ZM167 249H169V248H167ZM9 250H11V249H9ZM27 250H28V248H27ZM59 250V249H58ZM80 250V249H79ZM89 250V249H88ZM100 250V249H99ZM117 250H118V248H117ZM128 250V249H127ZM205 250V249H204ZM3 251V250H2ZM26 251V250H25ZM60 251V250H59ZM83 251V250H82ZM91 251V250H90ZM101 251V250H100ZM112 251V250H111ZM154 251V250H153ZM152 251V252H153ZM160 251V250H159ZM222 251H224V250H222ZM9 252V251H8ZM57 252V251H56ZM63 252V251H62ZM64 252H65V250H64ZM67 252H69V251H67ZM86 252V251H85ZM97 252H98V250H97ZM107 252V251H106ZM115 252V251H114ZM128 252V251H127ZM129 252H130V250H129ZM3 253H4V251H3ZM9 253H11V251L9 252ZM18 253V252H17ZM49 253V252H48ZM51 253V252H50ZM89 253V252H88ZM116 253V252H115ZM114 253V254H115ZM123 253V252H122ZM121 253V254H122ZM192 253V252H191ZM14 254V253H13ZM12 254V255H13ZM16 254V253H15ZM38 254V253H37ZM79 254H80V252H79ZM99 254V253H98ZM149 254V253H148ZM154 254V253H153ZM152 254V255H153ZM258 254V253H257ZM40 255V254H39ZM42 255V254H41ZM47 255V254H46ZM63 255H65V254H63ZM86 255V254H85ZM90 255V254H89ZM124 255V254H123ZM126 255V254H125ZM134 255V254H133ZM138 255V254H137ZM195 255V254H194ZM13 256H15V255H13ZM13 256H12V258H13ZM25 256V255H24ZM33 255H31V257H32ZM44 256V255H43ZM60 256H62V255H60ZM80 256H82V255H80ZM92 255H90V257H91ZM111 256V255H110ZM131 256V255H130ZM150 256V255H149ZM9 257V256H8ZM26 257V256H25ZM49 257V256H48ZM64 257V256H63ZM124 257V256H123ZM136 257V256H135ZM4 258V257H3ZM19 258V257H18ZM38 258V257H37ZM45 258V257H44ZM98 258H100V257H98ZM159 258V257H158ZM163 258H164V256H163ZM217 258V257H216ZM219 258V257H218ZM217 258V259H218ZM29 259V258H28ZM69 259H70V257H69ZM130 259H131V257H130ZM136 259H137V257H136ZM149 259V258H148ZM175 259V258H174ZM19 260V259H18ZM25 260V259H24ZM33 260V259H32ZM47 260V259H46ZM46 260H45V262H46ZM51 260V259H50ZM49 260V261H50ZM64 260H66V259H64ZM95 260V259H94ZM105 260H106V258H105ZM109 260V259H108ZM132 260V259H131ZM214 260V259H213ZM216 260V259H215ZM2 261H4V260H2ZM107 261V260H106ZM125 261V260H124ZM156 261V260H155ZM161 261V260H160ZM159 261V262H160ZM208 261V260H207ZM217 261V260H216ZM18 262V261H17ZM23 262H29L28 260L27 261H23ZM41 262V261H40ZM51 262H53V260L51 261ZM63 262V261H62ZM71 262V261H70ZM99 263H100V261H98ZM115 262V261H114ZM131 262V261H130ZM213 262V261H212ZM215 262V261H214ZM10 263V262H9ZM44 263V262H43ZM54 263V262H53ZM74 263V262H73ZM72 263V264H73ZM107 263H108V261H107ZM118 262H116V264H117ZM128 263V262H127ZM132 263V262H131ZM139 263V262H138ZM173 263V262H172ZM182 263V262H181ZM16 264V263H15ZM19 264V263H18ZM29 264V263H28ZM96 264V263H95ZM111 264V263H110ZM155 264V263H154ZM204 264V263H203Z\"/></svg>", "mask_w": 264, "mask_h": 264}]
</instances>
